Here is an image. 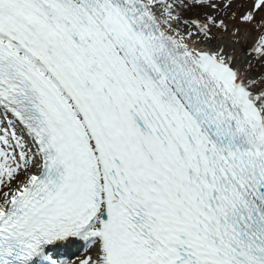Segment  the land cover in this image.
I'll list each match as a JSON object with an SVG mask.
<instances>
[{"label": "snow or ice", "instance_id": "snow-or-ice-1", "mask_svg": "<svg viewBox=\"0 0 264 264\" xmlns=\"http://www.w3.org/2000/svg\"><path fill=\"white\" fill-rule=\"evenodd\" d=\"M0 264H264V0H0Z\"/></svg>", "mask_w": 264, "mask_h": 264}]
</instances>
